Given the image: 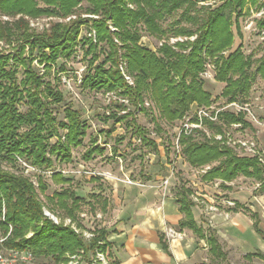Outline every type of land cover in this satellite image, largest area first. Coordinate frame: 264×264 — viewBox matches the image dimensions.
<instances>
[{
  "label": "trees",
  "instance_id": "obj_1",
  "mask_svg": "<svg viewBox=\"0 0 264 264\" xmlns=\"http://www.w3.org/2000/svg\"><path fill=\"white\" fill-rule=\"evenodd\" d=\"M79 1L0 0V16L20 17L12 22L0 21V41L11 44L13 39L22 44H30L31 50L35 46L38 51L48 49L50 60L56 59L60 53H66L68 49L66 42L76 34L77 27L82 21H75L67 26L54 25L49 34L33 36L23 17L38 18L45 15L64 17L71 14ZM85 2L87 4V8L83 10L85 13L101 16L100 19L94 20L95 42L88 41V53L90 51L93 53L91 64L98 59L99 54L104 55L99 64L82 80V88L85 90L103 93L119 91L121 95L130 99L134 107L141 104L143 98L148 95L158 111L159 118L172 124L181 120L191 105L207 107L213 102L211 94L203 88V82L199 78L206 58L215 66V81L224 85L219 97L226 103H247L244 98L250 92L255 77L258 76L264 82V40L263 53L255 61L252 60V56L244 57L240 53V46L230 50L234 41L232 24L248 13L246 7L264 9V0H222L214 8L206 6L198 9H195V2L191 0H85ZM130 5L133 9L129 8ZM178 9H183L178 19L174 20L168 29L161 28L160 22ZM107 20H110L116 29L113 34L121 41L120 45L114 42L112 34L107 30L105 24ZM139 24L145 32L158 40L169 36L195 38L193 41L177 43L175 49L174 46L162 44L152 51L139 44L138 31L141 29ZM181 24L187 26H180ZM258 25L264 28V19L260 20ZM235 30L236 36L240 38L238 26H235ZM101 42L105 44L97 50V44ZM119 49L123 50L124 54H119ZM19 50L21 45L17 51ZM225 51L227 54L222 55ZM121 56L134 78L133 87L126 84L118 70L117 59ZM4 57L0 53V165L4 161L14 166V157L17 156L33 166L45 169L52 165V160L47 154L68 163L71 151L80 147L86 136V125L81 120L79 111L67 106L64 120L58 121L52 116L47 102L42 98L40 88L44 87L46 97L52 95L55 102L62 101V94L57 90L52 91L49 83L42 81L31 69L26 70L24 78L18 83L16 70L5 69ZM20 104L27 106L22 113L19 112ZM110 116L114 118L113 124L125 122L124 125L127 128L131 127L132 135H136L142 141V145L153 146V150L157 152L154 143L145 140L144 131L135 124L132 113ZM236 123H240L243 129H251L243 113L224 111L219 114L216 123L204 122L214 133H223L225 128ZM62 129L67 131L64 142L58 140L54 145H50L49 140L52 137H59V131ZM110 133L111 131H108L106 135ZM120 140L121 138L118 141ZM179 143L182 155L190 167L214 164L202 176V181L211 182L217 179L230 182L242 176L260 182L261 189L264 190V169L256 159L238 156L215 141L195 142L191 137L181 135ZM104 151L105 148L93 140L82 154V159L89 161L95 155H102ZM52 181L61 187L47 197L51 208L60 211L63 217L74 219L81 209L83 200L76 196L70 187L72 179L55 174ZM221 187L226 188L223 184ZM46 189L47 185L41 179L38 180V187L35 189L28 178L0 169V234L4 238L1 246L5 250L30 251L36 259H48L49 264H66L70 256L83 251L87 263L90 264L89 258L95 250L103 251L106 246L97 244L104 238V232L99 231L94 238L86 241L61 222L53 223L44 216L42 202L37 196L38 192L44 194ZM192 194V190L183 185L176 189V202L184 216L179 226L190 229L199 239H204L214 261L224 260L226 254L222 251L214 232L207 230L206 236L193 220L191 214L193 203L190 200ZM88 204L93 210L96 208L104 210L107 207V200L97 194L92 203ZM252 256L264 261V257L259 253L246 255V258Z\"/></svg>",
  "mask_w": 264,
  "mask_h": 264
},
{
  "label": "rangeland",
  "instance_id": "obj_2",
  "mask_svg": "<svg viewBox=\"0 0 264 264\" xmlns=\"http://www.w3.org/2000/svg\"><path fill=\"white\" fill-rule=\"evenodd\" d=\"M191 1L195 2V9H198L200 7L206 6L214 8L219 5L222 0ZM85 8H87L85 0H80L78 5L72 10L71 14L64 17L55 15H45L38 18H28L25 16L23 17V20L25 21H27L26 18L31 19L32 21H37L39 25L42 26V29H40L41 27L38 29L31 28L29 22L27 21L28 30L33 34V36L49 34L51 28L54 25L67 26L75 21H82V23L77 27L78 30L76 34H73L70 41L66 42L68 48L66 53H60L54 60H50V52L48 49L38 51L37 47L35 46L34 49L31 50L30 44H22L20 41H14L13 39L11 41V44L6 43L5 41H0V53L4 55V58L6 59L5 69L16 70L15 72L17 74L16 77L18 83H20L19 81L24 78V73L26 72V70L31 69L35 71L37 76L41 77L42 81H44L45 83H49L52 91H61L62 101L55 102V99L52 95L46 97L47 92L44 90V87L40 88V94L42 95V98L45 100V102H47V106L50 109L53 117H55L58 121L64 120V111L67 106H71L72 109L79 111L81 120L86 125V136L83 138L81 146L72 150L73 155L76 158L83 160L82 154L90 146L91 141L95 140L96 144H98V142H100L99 144L105 142L106 150L104 151V153L102 155H95L91 160L86 161L91 164V169L99 172L108 171L112 175H116L118 177H121L123 174L129 175L132 181L135 183L132 186L139 188L142 191V194H144L145 196L151 195V192L153 191L159 192V190L161 189L160 180L163 177L170 176L169 182L172 184V189L170 191L171 196H174L176 189L179 186L183 185L185 187L191 188V190L195 193L194 197L197 201L199 200L198 203L200 202V200H203L204 203L207 204L206 207H208V209L210 206L215 207L217 210L221 212L223 211L226 214L231 213L232 207H227L225 202L233 201L229 197L233 196L235 192H238V188L242 187V193L247 192L245 191V189H252L254 194L261 195V193L258 192V187H256L257 183L254 180L239 177L235 180L232 186L230 185V189L225 190L220 185L215 186L214 182H201L199 167H197V169L192 168L186 163V161H182L181 159H174L172 150L176 132V128H174V125L178 124V121H174L172 123L174 125L172 126L171 124H168L161 118H159V115H154L156 113H154L152 109L144 108L142 112L135 117V124L143 129L145 140L154 143L157 150L156 152L153 150V146L150 147L144 146L145 144L142 145V141H138V137L136 135H132L131 127L127 128L124 125L125 122H118L113 124L114 118H111L109 114H116L117 116L121 115V109L116 103H106L103 96H101L103 92H92L80 88V100H72V95L70 94V92L62 87L61 80H68L71 82L76 81L78 75H80V79L83 80L84 77L89 72H91L97 64H99L102 58H104V55L101 53L98 55V59H96L91 64L93 53L92 51L88 53V41L91 40L94 43L96 37L93 41V39L89 38L88 35L92 32H95L96 35L94 20L100 19L101 16L85 13L83 11ZM129 8L133 9V6L130 5ZM250 8L252 7H246V11L248 10V13L232 24L234 41L230 50L232 51L240 46V53L244 57L252 56V60L255 61L259 59L263 53V40H261V36L257 32L264 28L259 27V21H254L256 31L247 30V21L251 15L249 11ZM182 11L183 9H178L171 16H166L165 19L160 22L161 28L168 29L171 26L170 24H172L174 20L178 19ZM73 15L75 18L67 22L66 18ZM83 15H92L95 17L93 19H83ZM2 17L3 16H0V21L3 22H12L20 18L18 15L14 18L7 17L6 20L2 19ZM105 24L109 33L112 34L111 36L114 39V42L120 45L121 41L118 40L115 34H113L116 29L113 27L112 22L110 20H107ZM138 26L140 27V24ZM180 26L187 25L181 24ZM235 26H238L239 28V33L241 35L240 38L235 34ZM138 33L140 34L139 44L152 51H155L156 48L161 46L162 44H167L172 47L174 46L173 49H175L177 43H182L187 40L191 41L190 37L181 36H169L167 38L158 40L157 38L145 32L143 27L139 29ZM192 37L195 38V36ZM178 38H182L183 41H178L174 44L170 43L171 39ZM104 44L105 42L97 44V50L102 48ZM20 45L21 50L17 51ZM119 54H124V51L120 50ZM226 54L227 51L222 53V55ZM203 55L204 54H202V56ZM47 57L49 58L47 59ZM117 62L118 70L121 64L124 65L123 67H125L124 71L126 72V75H128L134 83L133 76L127 70L125 59L121 56L117 59ZM206 65L209 66V69L213 75V79L201 78L202 74L206 70ZM253 68L252 71L254 70ZM215 72L216 70L213 62L210 61L209 58H206L204 69L199 74V78L203 82V88L211 94L213 100L212 103L215 106L222 107L227 104L224 99L219 97L224 85L215 81ZM18 83L17 85H19ZM263 88L264 82L258 76H256L250 92L248 93L247 97L244 98V100L249 103L250 108L257 120V124L264 123ZM143 99H149L152 102L151 98L148 95ZM193 105H191V107ZM26 108V105L20 104L19 112H24ZM224 111L232 112V110L230 109ZM108 131H111V133L107 136L106 133ZM208 131L211 130L208 129ZM211 132L214 133L213 131ZM242 134L245 136L251 135L250 133L246 135L245 131H242ZM190 137L194 139L195 142H203L205 140L214 141L213 139H207L206 137ZM119 138H121L120 141H118ZM220 146L223 145L220 144ZM109 154H111L110 157H108ZM10 166V164H5L3 166H0V169L4 172L24 177L19 173L18 169L13 172L10 171L8 169ZM70 169H72V167ZM46 185L47 189L44 194H40L39 192L37 193L38 199L42 202L43 209L60 220L65 219L60 211L51 208V204L47 200V197H50L53 192L58 191L61 186L55 184L52 179H48ZM70 187L72 188L76 196H79L83 199L82 210L85 211H91L88 202H92L94 196L99 193V195L101 196L100 198H108L110 201H113L115 200L114 198H116L118 205V200L120 199L119 196H125V189H122V187L113 190L110 186L107 185L106 181H102L100 178L90 179L85 175L73 177ZM200 204L201 203H199V205ZM262 204L264 206V196H262ZM202 205L204 206V204ZM253 206H256L255 210L261 209L258 204L254 203ZM261 212L263 213V211ZM201 220L204 221L203 219ZM96 224L98 225V223ZM225 235V232L221 234L220 241L222 243L223 251L226 254V258L215 263L211 261L210 264H263L255 258L250 260L245 259L243 257L242 251H239L236 248L230 246L231 244H229V242L226 240ZM49 262L50 261L48 259H37L38 264H49Z\"/></svg>",
  "mask_w": 264,
  "mask_h": 264
},
{
  "label": "crops",
  "instance_id": "obj_3",
  "mask_svg": "<svg viewBox=\"0 0 264 264\" xmlns=\"http://www.w3.org/2000/svg\"><path fill=\"white\" fill-rule=\"evenodd\" d=\"M250 125L251 129L243 131L246 135L250 133L248 137L255 138L264 149V123ZM261 167L264 169V166ZM236 179L230 182L221 181L226 186L225 190L230 189ZM201 182L204 181L201 180ZM255 182L261 195L254 194L252 189H245L247 192L242 193V187L238 188V192L229 197L233 200L234 207L231 213L227 214L219 210L210 212L203 200H200L199 205V200L195 201V197L190 195L193 203L191 214L196 226L201 228L206 236L207 230L214 232L221 248V234L225 232L230 246L242 251L245 259L255 258L264 264V261L257 257L246 258V255L255 253L264 257V206L262 204L264 190L261 189L260 182ZM107 185L113 190L119 187L125 189V196H119V205L116 198L110 201L102 197L107 200V207L104 210L100 208L93 210L90 207L91 211H85L81 206L75 218L72 219L81 231H89L94 236L99 231L104 232V238L98 242H100L99 246H106L103 251L95 250V252H102L107 264H210L211 261L217 262L209 254V247L204 239H199L190 229L179 226L184 216L179 210L175 194L170 195L171 183L166 188L161 187L159 192H151L149 196L142 194L137 187L114 182H107ZM254 203L261 209L255 210ZM82 214H85L86 219L81 218ZM97 215L100 218L97 219ZM169 228L181 233L182 238L168 239L166 230ZM94 253L89 260L93 258ZM76 254L80 255L81 264H88L83 251Z\"/></svg>",
  "mask_w": 264,
  "mask_h": 264
},
{
  "label": "built area",
  "instance_id": "obj_4",
  "mask_svg": "<svg viewBox=\"0 0 264 264\" xmlns=\"http://www.w3.org/2000/svg\"><path fill=\"white\" fill-rule=\"evenodd\" d=\"M249 11L251 15L247 21L248 24L246 28L248 31H256L254 21H260L264 19V9L253 7L250 8ZM82 17L83 19H93L95 16L83 15ZM74 18V15L69 16L66 18V21L68 22ZM2 19L6 20L7 17L3 16ZM26 20L29 22L31 28L38 29L41 27L40 29H42V26L39 25L37 21H32L31 19L27 18ZM257 33L261 36V40H264V29H261ZM88 37L92 38L94 41L95 32L89 34ZM190 40H194V37H190ZM178 41L182 42L183 39H171L170 43L174 44ZM123 66L124 65L121 64V66L119 67L120 73L123 79L125 80L126 84L130 87H133L134 83L132 82L131 78L126 75V72L124 71L125 67ZM201 78L213 79L212 72L210 71L208 65H206V70L202 74ZM61 85L64 89L70 92L73 101L80 100L79 89L82 88V80L80 79V75L77 76L76 81L71 82L68 80H61ZM59 92L61 93V91ZM101 96H103L104 100L108 104L116 103L121 109V115H125L130 112L133 114V118L135 119V117L142 112L143 108L152 109L153 112L156 113L154 115H159L157 109L154 107V104L149 99H143L141 104L134 107L132 106L130 99L121 95L119 91L102 93ZM227 109L232 110V112L235 114L243 113L246 122L252 125L257 124V120L250 108L249 103L231 102L227 103L222 107L215 106L213 103H211L208 107H198L196 105H193L190 108L189 112L186 113L183 118L177 122L178 124H171L172 126L174 125V128H176L172 149L174 154L173 158L176 160L181 159L182 161H185L181 152V145L179 143L180 136L184 135L186 137H206L207 139H213L215 142H218L221 145L232 150L236 155L254 158L257 160L259 165L264 166V149L261 148L255 138L248 137L242 134V131L244 129L240 123L231 124L228 128L224 130L223 133H212L211 131H208V128L205 126L204 122L208 121L211 123H216L218 121L219 114ZM66 132L67 131L65 129L60 130L59 137H54L50 139V145H54L58 140L64 142V136ZM137 140L140 141L139 138ZM99 143L100 142H98L97 145L103 146L105 148V142H103L102 144ZM110 156L111 154L108 155V157ZM47 157L52 160V165L49 168H38L36 166L31 165L26 160L15 156L14 166H10L8 169L12 172L18 169L20 174H22L24 177L28 178L31 181L35 189H37L38 187L39 179L46 183L47 180H51L52 176H54L55 174H60L62 177L70 179H73V177L75 176L85 175L87 178H100L101 180L106 182L121 183L126 186H132L133 184H135L129 175L123 174L121 177H118L116 175H112L108 171L99 172L91 169L92 166H90L91 164L89 162L76 158L73 155L72 151L71 159L68 163L62 162L60 158L51 157L48 154ZM5 164L7 163L3 161L0 166H3ZM212 166L213 165L210 164L205 165L203 167H199L200 181L202 176L206 174V172L209 171ZM71 167L72 169H70ZM169 180L170 176L163 177L160 180V186L166 188L170 184ZM213 182L215 186L222 184L220 180H215ZM194 194L195 193L193 192L191 196H194ZM194 200L197 201L196 198H194ZM225 204L227 207H234V203L232 201H226ZM208 210L210 212H215L217 209L215 207L210 206ZM43 214L45 217L52 220L55 224H59L61 222L64 226L70 227L76 234L80 235L86 241H90L92 238L95 237L94 234L89 231L79 230L76 223H74L70 218H65L63 219V221H61L45 209H43ZM81 218L86 219L85 214H82ZM96 218L98 219L100 218V216L97 215ZM166 236L168 239L182 238L181 233L176 232L170 228L166 230ZM3 240L4 238L0 234V264H38L37 259L30 251L5 250L1 246ZM97 244L100 245V242H98ZM80 262V255L74 254L69 257V261L66 264H81ZM90 264H107L105 255L102 252H95L93 258L90 260Z\"/></svg>",
  "mask_w": 264,
  "mask_h": 264
}]
</instances>
